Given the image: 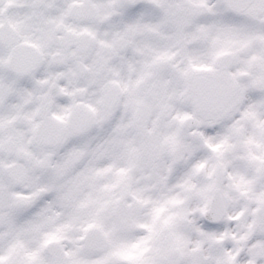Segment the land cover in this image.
Masks as SVG:
<instances>
[{
    "label": "snow or ice",
    "instance_id": "1",
    "mask_svg": "<svg viewBox=\"0 0 264 264\" xmlns=\"http://www.w3.org/2000/svg\"><path fill=\"white\" fill-rule=\"evenodd\" d=\"M34 10L31 59L63 72L36 112L0 109V264H264V50L244 87L196 113L195 135L157 138L127 173L128 121L114 116L150 99L144 89L214 82L193 72L189 45L264 36V0H35ZM117 71L140 91H121ZM15 90L0 85V100ZM188 100L200 97L189 89Z\"/></svg>",
    "mask_w": 264,
    "mask_h": 264
},
{
    "label": "flooded vegetation",
    "instance_id": "2",
    "mask_svg": "<svg viewBox=\"0 0 264 264\" xmlns=\"http://www.w3.org/2000/svg\"><path fill=\"white\" fill-rule=\"evenodd\" d=\"M34 4L35 0H0V85L10 81L16 88L6 99L0 100V109L4 111L20 108L24 114L36 112L37 101L48 94L51 80L63 72V66L51 59L44 61L43 56V62L31 59V53L40 51L41 25ZM189 47L194 62L199 65L193 68V72L213 73L215 81L197 80L196 92L200 102L196 106L189 104L185 84L176 93L144 89L142 97L150 99L142 100L131 111L127 101L119 105L114 116L116 120L128 121L124 143L128 146L127 158L133 161L122 165L126 173L138 166L136 161L146 149L155 147L157 138L163 140L178 128L188 137L195 135L203 123V116L198 117L196 113H202L205 106L210 108L224 103L232 87H244L241 82L249 80L259 60V51L254 49L264 50V36L253 34L235 42H224L212 51V45L202 40L192 41ZM33 72H37L38 80L33 77ZM21 79L27 83V88L20 86ZM131 79L130 72L121 74L117 71L114 76L121 91L139 92V85L123 89V83ZM92 107L94 105H89L90 109ZM15 122L22 126L20 114H17ZM145 125L147 137L143 134ZM110 128L111 123L106 122L105 131Z\"/></svg>",
    "mask_w": 264,
    "mask_h": 264
},
{
    "label": "water",
    "instance_id": "3",
    "mask_svg": "<svg viewBox=\"0 0 264 264\" xmlns=\"http://www.w3.org/2000/svg\"><path fill=\"white\" fill-rule=\"evenodd\" d=\"M193 81H194V80H193ZM192 83H193V82H192ZM192 83H191V84H192ZM191 84H188V83H187V88H188V90L190 89V85H191Z\"/></svg>",
    "mask_w": 264,
    "mask_h": 264
}]
</instances>
